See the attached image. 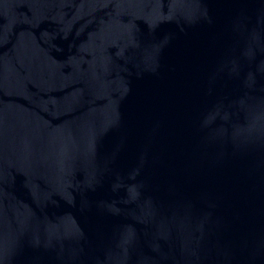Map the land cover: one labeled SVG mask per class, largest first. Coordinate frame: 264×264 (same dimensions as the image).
Returning a JSON list of instances; mask_svg holds the SVG:
<instances>
[{"label":"water","instance_id":"1","mask_svg":"<svg viewBox=\"0 0 264 264\" xmlns=\"http://www.w3.org/2000/svg\"><path fill=\"white\" fill-rule=\"evenodd\" d=\"M0 264H264V0H0Z\"/></svg>","mask_w":264,"mask_h":264}]
</instances>
